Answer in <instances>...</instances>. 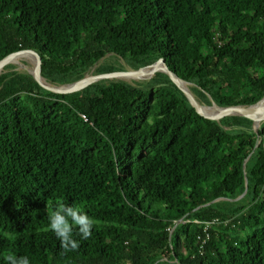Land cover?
<instances>
[{"label":"trees","instance_id":"obj_1","mask_svg":"<svg viewBox=\"0 0 264 264\" xmlns=\"http://www.w3.org/2000/svg\"><path fill=\"white\" fill-rule=\"evenodd\" d=\"M27 48L50 85L162 59L202 105L264 96V0H0V59ZM225 116L164 71L62 94L4 65L0 264H264V120ZM60 202L95 221L75 251L48 227Z\"/></svg>","mask_w":264,"mask_h":264},{"label":"water","instance_id":"obj_2","mask_svg":"<svg viewBox=\"0 0 264 264\" xmlns=\"http://www.w3.org/2000/svg\"><path fill=\"white\" fill-rule=\"evenodd\" d=\"M24 50L33 51V52L36 53V57L35 58L37 59V61L39 60V63L37 65V68L34 71H30V72L33 74L35 80L39 83V85L42 86L44 89H46L48 91H51V92H54V93H62V94H64V93H69V92H74V91L80 90V89L86 87L87 85L91 84L92 82H94V81H96L98 79H102V78H111V77L141 78V77L146 76V75H147V77H150L151 75H153L157 71H164L170 76V78L176 84L178 89L184 94V96L188 99V101L192 104V106L196 109V111L200 115H202L204 117H207L209 119H212V120H217L214 117H212L210 115H206L203 112V108L206 107V105H202V104H200V103H198L196 101V99L193 97V95L191 94L190 90L188 89V87L186 85V82L183 79H181L180 77H178L175 72L170 70L162 59H159L158 61H156V62H154L152 64H149V65H146V66H142V67H140L138 69H135V70L134 69L118 70V71H109V72H104V73H97V74H93V75H86L83 78H81V79H79V80H77L75 82L57 86V85H50L43 79V77L41 75V58H40L39 54L34 49H29V48L21 49V50H18V51H24ZM18 51L9 53L6 56H4L2 59H0V71H1V69H2V67L4 65H6L8 63L17 62V61H13L12 57ZM154 66H156V68H154L151 72H149L146 75L143 74L144 68H146V67H154ZM263 102H264V96L262 98H260L259 100H257L256 102H253V103H250V104H245V105L244 104L243 105L239 104V105L223 107L224 109H231V111L225 117H229V116L235 115V114H240V113H236L234 111L235 108H238V107H240V108L254 107V106H258L259 104H261ZM210 105L211 106H215V107H221V106H216L215 103H211ZM244 116H247V117L252 119V124L254 126V130H257L259 125H260V121L261 120L254 119L253 116H248V115H244ZM245 192H246V188H245V190L243 191V193L240 196H238V197H236V198H234L232 200H238V199L242 198L244 196Z\"/></svg>","mask_w":264,"mask_h":264},{"label":"clouds","instance_id":"obj_3","mask_svg":"<svg viewBox=\"0 0 264 264\" xmlns=\"http://www.w3.org/2000/svg\"><path fill=\"white\" fill-rule=\"evenodd\" d=\"M95 221L78 206L60 202L51 211L48 217V227L60 242L64 252L75 251L79 248L80 240H87L92 236ZM6 264H31L28 256L8 254Z\"/></svg>","mask_w":264,"mask_h":264},{"label":"bare ground","instance_id":"obj_4","mask_svg":"<svg viewBox=\"0 0 264 264\" xmlns=\"http://www.w3.org/2000/svg\"><path fill=\"white\" fill-rule=\"evenodd\" d=\"M25 52H28L33 58L36 57V53L33 52V51H29V50H24V52H22V51H18V52H16L15 54H22V55H24V56L30 57V56H29L27 53H25ZM15 54H14V55H15ZM13 61H17V60H13ZM31 61H32V60H31ZM17 62H18V61H17ZM154 68H156V66H154V67H146V68H144L143 73H144V72H147V74H148V73L151 72ZM146 76H147V75H146ZM213 108H214V109H213ZM255 108H257V106H256V107H249V108H240V107H238V108H235L234 111H235L236 113H242V112L246 113V112H249V113H251V115H253V116H257L256 119L258 120L259 117H260L263 113H262L260 116L257 115V113L254 111ZM203 111L206 112L205 114L210 115V116H212V117H214V118H217V117L220 116V115H227V114L231 111V109H218V108H215V106H213V107H204V108H203Z\"/></svg>","mask_w":264,"mask_h":264},{"label":"rangeland","instance_id":"obj_5","mask_svg":"<svg viewBox=\"0 0 264 264\" xmlns=\"http://www.w3.org/2000/svg\"><path fill=\"white\" fill-rule=\"evenodd\" d=\"M32 60V61H31ZM22 62H25L26 64H23ZM16 64H18V66H20V67H25V68H27L29 71H34L36 68H37V65H38V63H39V60L37 61V59L34 57H27V56H23V57H20V58H18V62H15ZM116 65V64H115ZM128 70L129 68H128V66H126V64H124V70ZM87 75H93L92 73H89V74H87ZM141 78H148L147 76H143V77H141ZM124 79H127V80H129L130 79V77H126V78H124ZM133 79H136V78H133ZM216 105V104H215ZM216 106H218V105H216ZM206 107H213V106H211V105H206ZM254 107H256V106H254ZM215 108H218V109H222L223 107H215ZM214 109V108H213ZM224 109V108H223ZM207 115V114H206ZM235 115H248V116H253V115H251V113H249V112H246V113H244V112H242V113H240V114H235ZM257 115H259L260 116V113H258ZM254 117V119H256V117L257 116H253ZM258 120H264V112H263V114L259 117V119ZM260 121V122H261ZM253 128H254V126H253ZM258 143V142H257ZM263 143H264V138H263Z\"/></svg>","mask_w":264,"mask_h":264},{"label":"built area","instance_id":"obj_6","mask_svg":"<svg viewBox=\"0 0 264 264\" xmlns=\"http://www.w3.org/2000/svg\"><path fill=\"white\" fill-rule=\"evenodd\" d=\"M83 117H85L83 114H82ZM196 222H198L197 220H195ZM212 222H206L205 225L203 226V234L204 235H201L199 234L198 235V239H199V242H200V248L203 247L204 243L206 242L208 236H209V233H208V229H209V226Z\"/></svg>","mask_w":264,"mask_h":264}]
</instances>
